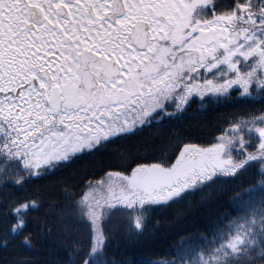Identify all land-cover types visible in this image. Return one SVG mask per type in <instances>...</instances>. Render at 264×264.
Segmentation results:
<instances>
[{
  "label": "snow or ice",
  "instance_id": "obj_1",
  "mask_svg": "<svg viewBox=\"0 0 264 264\" xmlns=\"http://www.w3.org/2000/svg\"><path fill=\"white\" fill-rule=\"evenodd\" d=\"M215 205L163 259L120 254ZM37 247L264 264V0H0V264Z\"/></svg>",
  "mask_w": 264,
  "mask_h": 264
},
{
  "label": "trees",
  "instance_id": "obj_2",
  "mask_svg": "<svg viewBox=\"0 0 264 264\" xmlns=\"http://www.w3.org/2000/svg\"><path fill=\"white\" fill-rule=\"evenodd\" d=\"M198 106H194L192 114L197 113ZM223 111V109H221ZM210 115H215L211 113ZM193 124L196 120L191 121ZM227 196L224 197V201H227ZM218 205L215 206H204L193 209V218L182 223L173 224L171 218L173 213L169 212H157L153 214L152 225H150V231L152 235L137 248L125 249L121 247L119 249L120 254L135 258L138 261L148 262L158 259H163L165 254L171 251L170 245L173 240L176 239V233L181 229H193L197 226H202L208 221V217L215 213L218 209ZM159 221V223H157ZM154 226V227H153ZM0 253V257H2ZM45 250L37 247L36 254L33 259L36 264H42L45 260Z\"/></svg>",
  "mask_w": 264,
  "mask_h": 264
}]
</instances>
